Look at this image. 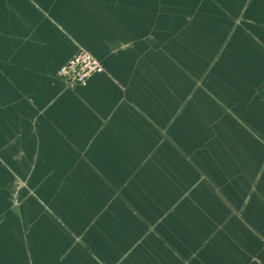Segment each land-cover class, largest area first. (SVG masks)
<instances>
[{
  "label": "crops",
  "instance_id": "0c3cea01",
  "mask_svg": "<svg viewBox=\"0 0 264 264\" xmlns=\"http://www.w3.org/2000/svg\"><path fill=\"white\" fill-rule=\"evenodd\" d=\"M254 1L0 0V264L264 263V54L219 59Z\"/></svg>",
  "mask_w": 264,
  "mask_h": 264
},
{
  "label": "rangeland",
  "instance_id": "374dc122",
  "mask_svg": "<svg viewBox=\"0 0 264 264\" xmlns=\"http://www.w3.org/2000/svg\"><path fill=\"white\" fill-rule=\"evenodd\" d=\"M248 5H241L240 9H233L232 6L226 7V20L228 19V8L235 18L234 21L232 19L226 21L230 25H225L226 32H228L225 37V51L219 54V59L228 64L226 67L231 66L234 57L240 56L242 59L243 56L264 54V0H255ZM191 39H193V44L199 45L197 44L199 38L193 37ZM210 40L216 43L218 39L214 37ZM249 45L260 46L262 52L250 53L245 49ZM205 54L200 52L195 55L204 57ZM209 56H212V54L210 53ZM228 70L226 68V71Z\"/></svg>",
  "mask_w": 264,
  "mask_h": 264
},
{
  "label": "built area",
  "instance_id": "2783aa9c",
  "mask_svg": "<svg viewBox=\"0 0 264 264\" xmlns=\"http://www.w3.org/2000/svg\"><path fill=\"white\" fill-rule=\"evenodd\" d=\"M104 72L105 69L102 63L89 51L81 49L75 57L59 69L58 76L69 88L73 89L88 86L93 76Z\"/></svg>",
  "mask_w": 264,
  "mask_h": 264
}]
</instances>
